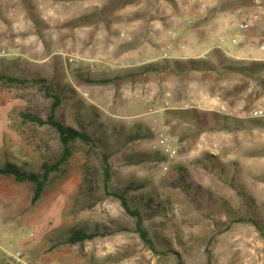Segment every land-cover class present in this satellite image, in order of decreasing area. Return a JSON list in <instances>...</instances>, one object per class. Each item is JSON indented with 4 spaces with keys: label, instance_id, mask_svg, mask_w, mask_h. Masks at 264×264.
Instances as JSON below:
<instances>
[{
    "label": "rangeland",
    "instance_id": "rangeland-1",
    "mask_svg": "<svg viewBox=\"0 0 264 264\" xmlns=\"http://www.w3.org/2000/svg\"><path fill=\"white\" fill-rule=\"evenodd\" d=\"M239 23H247L248 29L238 31ZM233 38L238 46L232 45ZM251 41L264 45V0H0V75L54 78L51 92L64 94L55 114L70 125H76L78 108L85 123L93 114L91 130L97 134L111 132L115 124L146 130L147 138L113 154L111 187L145 182L147 191L153 188L168 198L165 215L144 226L150 235L162 234L179 257L150 252L134 231V219L113 197H104L92 209L74 207L88 161L102 194L99 151L79 143L62 176L34 205L32 184L0 176V246L20 251L32 264H264V239L250 223L233 221L247 214L235 187L191 165L204 154L218 158L225 177L234 179L250 202L248 216L264 230V125L251 121L264 124V117L235 119L219 112L222 104L241 106L246 115L264 112V88L219 69L220 54L228 64L250 62L246 57L264 59V51L250 47ZM202 53L206 59L197 58ZM190 59L197 68L212 66L215 71L171 67L138 72L145 65L186 64ZM51 102L40 85L0 81V165L11 161L38 168L43 157L58 154L53 129L22 123L18 115L45 118ZM184 110H194L197 117L177 114ZM160 136L171 146L173 159L159 149ZM156 150L164 157L161 161L124 163L125 152ZM178 164L186 166L200 195L185 196L165 184ZM95 224L129 231L82 247L64 243L71 229ZM156 248L163 250L161 244Z\"/></svg>",
    "mask_w": 264,
    "mask_h": 264
},
{
    "label": "trees",
    "instance_id": "trees-1",
    "mask_svg": "<svg viewBox=\"0 0 264 264\" xmlns=\"http://www.w3.org/2000/svg\"><path fill=\"white\" fill-rule=\"evenodd\" d=\"M218 53H221L218 51ZM219 69L221 71H230L238 75L244 76L248 79L256 82L261 88H264V61H252L241 62L240 64H228L225 62L223 54ZM224 57V58H223ZM56 60L53 58L52 61ZM22 65H26L22 63ZM204 65V64H203ZM171 67H175L180 72L186 70H203V71H215L212 66H203L197 68L194 60H188L186 64L182 62H169L159 67L155 64L145 65L139 68L138 72L145 74L148 72H165ZM200 67V66H199ZM54 78L46 80L45 78H18L0 75V81H4L12 86L25 87L28 84L40 85V90L44 97L51 99V105L49 114L43 118L40 115L32 114L29 112L19 113L22 123H29L37 125L39 127L47 126L53 129L58 137L60 144V151L57 155L51 156L52 158L44 159L43 157L38 168H30L29 164L19 165L17 163L6 161L0 165V176L10 177L15 183H30L33 185V194L30 200L31 205H34L42 196L48 185L54 182L56 179L62 176L64 165L69 158L73 155L76 143H79L92 151L97 149L100 154L101 163V192L98 194L96 190L97 181L94 178V165L90 166V163L82 166V179L78 187V193L75 197V208L78 210L92 209L96 203L100 202L104 197H113L116 199L124 213L130 218L134 219V231L138 235L141 242L145 247L156 256H168L173 255L179 257L169 242L164 238L162 234L153 232L152 235L145 228L144 222L157 216H164L168 209V198H162L155 189L149 188L145 182H127L121 188L111 187V162L114 153H118L128 146L131 142L147 138V132L145 129L135 127H125L123 124H115L111 127V132L102 130L100 134L98 130H91V126L94 123L93 114L89 115V121L83 122L79 119L80 113L77 108L75 116V124L70 125L63 117L56 116V110L61 105L63 100V92L60 94L52 93V84ZM91 82L90 80H85ZM55 83V82H54ZM104 83V82H103ZM181 117L195 119L197 117L196 112L193 110H184L177 112ZM227 119V118H224ZM256 123L264 125L258 120H251ZM102 128V124L98 125ZM166 157V156H165ZM164 157L156 150L153 152H132L124 155V163L128 166H138L149 162L161 161ZM193 167H199L204 170L210 171L211 174L228 183L230 187H235V190L239 193L241 203L247 211L246 216H240L233 221L250 223L259 235L264 239V230L260 224L252 217L248 216V210L250 209V202L247 200L244 192L240 188H236L237 184L234 179L228 180L225 177L226 168L222 165L218 158L204 154L201 159H196L191 162ZM169 176L165 178V184L172 187L175 190L181 191L185 196L190 193L199 194L198 188L195 187L194 182L190 177V173L186 166L178 164L173 167ZM239 189V190H237ZM194 191V192H193ZM207 201H209V195H207ZM221 205H225L224 202ZM125 227L118 226L114 229L105 226L95 224L92 228H73L71 229L64 243L67 245H78L82 247L85 242L92 241L98 237L111 236L117 232H128ZM156 244H161L163 250H158Z\"/></svg>",
    "mask_w": 264,
    "mask_h": 264
},
{
    "label": "built area",
    "instance_id": "built-area-1",
    "mask_svg": "<svg viewBox=\"0 0 264 264\" xmlns=\"http://www.w3.org/2000/svg\"><path fill=\"white\" fill-rule=\"evenodd\" d=\"M248 29V24L247 23H239L237 25V30L240 32H244ZM172 37H175V34H171ZM217 41L219 43H223L224 42V38L223 36H218ZM232 45L234 46H238L239 45V41L236 38H233L231 40ZM249 46L250 47H255L257 46V48L260 51H264V45H257L255 44L254 41L249 42ZM166 54H164L161 59L166 58ZM198 59H206V54L202 53L199 56H197ZM244 61H262L256 58H251V57H246L243 58ZM188 107V106H186ZM219 112L224 113L226 116L231 117V118H235V119H243L245 117L248 118H254V119H258V118H263L264 117V112L260 109H256L253 110L252 112L248 113V115H246L245 111L243 110V108L240 106L238 108H230L224 104H222L219 108ZM158 146L159 149L161 150V152L163 154H165V156L168 159H173L174 154L173 151L171 149V146L166 142V139L163 138L162 136L158 137ZM0 257L1 260L3 262V264H32L28 261V259L18 250H14L11 246H0Z\"/></svg>",
    "mask_w": 264,
    "mask_h": 264
},
{
    "label": "crops",
    "instance_id": "crops-1",
    "mask_svg": "<svg viewBox=\"0 0 264 264\" xmlns=\"http://www.w3.org/2000/svg\"><path fill=\"white\" fill-rule=\"evenodd\" d=\"M246 54H251V55H252L253 53H250V52H246ZM261 60H263V61H264V59H261Z\"/></svg>",
    "mask_w": 264,
    "mask_h": 264
}]
</instances>
